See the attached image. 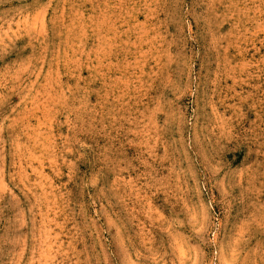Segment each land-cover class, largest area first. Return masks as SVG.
<instances>
[{
	"label": "rangeland",
	"instance_id": "rangeland-1",
	"mask_svg": "<svg viewBox=\"0 0 264 264\" xmlns=\"http://www.w3.org/2000/svg\"><path fill=\"white\" fill-rule=\"evenodd\" d=\"M0 264H264V0H0Z\"/></svg>",
	"mask_w": 264,
	"mask_h": 264
}]
</instances>
